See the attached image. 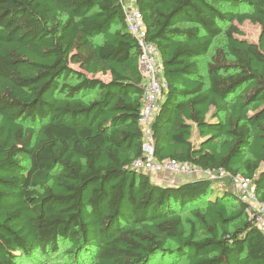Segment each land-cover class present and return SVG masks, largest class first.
<instances>
[{"label": "trees", "instance_id": "trees-1", "mask_svg": "<svg viewBox=\"0 0 264 264\" xmlns=\"http://www.w3.org/2000/svg\"><path fill=\"white\" fill-rule=\"evenodd\" d=\"M135 6L168 85L154 158L250 177L264 201V0ZM138 54L121 0H0V264H264L230 177L170 185L134 168Z\"/></svg>", "mask_w": 264, "mask_h": 264}, {"label": "built area", "instance_id": "built-area-1", "mask_svg": "<svg viewBox=\"0 0 264 264\" xmlns=\"http://www.w3.org/2000/svg\"><path fill=\"white\" fill-rule=\"evenodd\" d=\"M136 0H121L127 30L135 37L139 47L138 65L144 83L142 93V108L140 122L143 127L145 141L143 143L144 158L134 162V168L143 171L164 172L174 175H186L192 178L200 177L219 179L230 177L233 189L239 198L247 204V210L257 226L264 232V201H261L255 192L253 179L237 174L230 176L222 169H201L185 161L167 159L157 161L153 156L150 122L153 114L168 88L162 76V63L155 45L145 39V24L143 17L135 6Z\"/></svg>", "mask_w": 264, "mask_h": 264}, {"label": "rangeland", "instance_id": "rangeland-1", "mask_svg": "<svg viewBox=\"0 0 264 264\" xmlns=\"http://www.w3.org/2000/svg\"><path fill=\"white\" fill-rule=\"evenodd\" d=\"M241 30L243 31V37L246 38L249 41L252 42H256L258 39V35L260 32V27L258 25L252 24L250 22H244L241 26H240ZM224 40L225 38L223 36L218 37L214 44H213V48L217 45H223L224 44ZM100 78H103L105 80H107L106 76H102V75H98ZM164 176H163V175ZM161 179H158L160 176ZM200 176V175H199ZM164 177V179H163ZM175 175L172 173H168V172H164L161 174L155 173L153 171H150V178L153 182H157V183H169L172 179H174ZM183 215H188L186 211H184L182 213ZM63 249V247H61V250ZM65 256L64 253L53 256L52 259L50 260L51 262H61L63 261V257ZM23 264H27V263H23Z\"/></svg>", "mask_w": 264, "mask_h": 264}, {"label": "crops", "instance_id": "crops-1", "mask_svg": "<svg viewBox=\"0 0 264 264\" xmlns=\"http://www.w3.org/2000/svg\"><path fill=\"white\" fill-rule=\"evenodd\" d=\"M163 175V174H162ZM158 176H160V175H158ZM164 176V175H163ZM195 178H200V176H198V177H195ZM158 179H161V176L158 178ZM163 179H164V177H163ZM191 179H194V178H192V177H189V176H186V175H175V177H174V179H172L169 183H171V184H174V183H180V182H184V181H188V180H191ZM168 183V184H169ZM161 184H167L166 182L165 183H161ZM170 184V185H171Z\"/></svg>", "mask_w": 264, "mask_h": 264}, {"label": "water", "instance_id": "water-1", "mask_svg": "<svg viewBox=\"0 0 264 264\" xmlns=\"http://www.w3.org/2000/svg\"><path fill=\"white\" fill-rule=\"evenodd\" d=\"M169 184H171V183H169Z\"/></svg>", "mask_w": 264, "mask_h": 264}]
</instances>
